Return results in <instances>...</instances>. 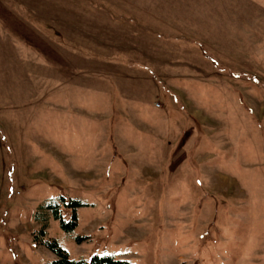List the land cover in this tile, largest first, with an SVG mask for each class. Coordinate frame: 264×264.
<instances>
[{
  "label": "rangeland",
  "instance_id": "1",
  "mask_svg": "<svg viewBox=\"0 0 264 264\" xmlns=\"http://www.w3.org/2000/svg\"><path fill=\"white\" fill-rule=\"evenodd\" d=\"M143 3L209 65L112 79L86 131L0 113V264H264V0Z\"/></svg>",
  "mask_w": 264,
  "mask_h": 264
},
{
  "label": "crops",
  "instance_id": "2",
  "mask_svg": "<svg viewBox=\"0 0 264 264\" xmlns=\"http://www.w3.org/2000/svg\"><path fill=\"white\" fill-rule=\"evenodd\" d=\"M143 5V0H0V113L25 112L26 127L30 117H44L42 125L51 133L86 131L95 101L110 99L104 86L112 79L169 72L190 78L196 76L193 65H209L202 41L198 53L156 41L160 33ZM247 9L237 7V19ZM219 37L209 40L216 44ZM175 50L181 57L175 58ZM136 68L147 71L127 73Z\"/></svg>",
  "mask_w": 264,
  "mask_h": 264
},
{
  "label": "trees",
  "instance_id": "3",
  "mask_svg": "<svg viewBox=\"0 0 264 264\" xmlns=\"http://www.w3.org/2000/svg\"><path fill=\"white\" fill-rule=\"evenodd\" d=\"M56 247V244H53ZM58 253L60 255L63 256L64 260L63 263L60 264H88L86 262H82V261H71L65 251L63 249H61L60 247L56 248ZM90 264H127L126 262H122V261H116L113 257L111 256H105V257H99V256H95L93 257L92 261Z\"/></svg>",
  "mask_w": 264,
  "mask_h": 264
}]
</instances>
